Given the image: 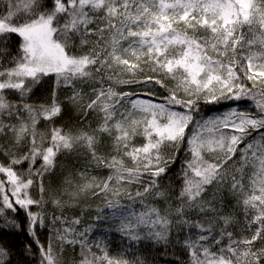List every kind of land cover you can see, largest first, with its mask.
<instances>
[{
  "label": "snow or ice",
  "instance_id": "6c2138e0",
  "mask_svg": "<svg viewBox=\"0 0 264 264\" xmlns=\"http://www.w3.org/2000/svg\"><path fill=\"white\" fill-rule=\"evenodd\" d=\"M45 78L96 126H51L63 110L55 88L31 100ZM227 101L236 106L202 115ZM73 151L81 169L46 188ZM181 154L178 190L162 186ZM90 200L102 204L94 218ZM0 218L30 237L39 264H148L132 251L140 244H174L185 264H264V0H5ZM97 223L127 249L90 239ZM0 264H12L3 245Z\"/></svg>",
  "mask_w": 264,
  "mask_h": 264
},
{
  "label": "trees",
  "instance_id": "16d2710c",
  "mask_svg": "<svg viewBox=\"0 0 264 264\" xmlns=\"http://www.w3.org/2000/svg\"><path fill=\"white\" fill-rule=\"evenodd\" d=\"M5 6V0H0V10H3ZM55 88L56 96L58 101L62 104L63 110L60 116L56 117L52 122L51 126H65L66 129H79L86 127H95L97 123V119L94 114L89 115L87 118L83 117L80 114V110L74 107L72 104L68 102V97L71 95V89L61 86L59 88L55 87L54 78L48 79L45 78V82L42 87L35 88L34 94L31 97L33 102L42 103L49 99L52 90ZM83 91L87 92L89 89L86 86H82ZM132 90V89H125ZM153 90L158 94L162 93L163 90L159 88V86H154ZM135 91L141 94V98H143V89L140 87H136ZM224 103V107L220 105H202V115L211 116L217 114V109L219 111L226 110L228 105L232 107L236 106V102L227 101ZM242 107H249L248 104L241 102ZM41 130H43V122ZM184 156L181 154L177 160V163L172 165L170 170L161 178L162 186L166 188H171L173 190H178L180 186V171L181 165L183 163ZM85 163L82 152L73 151L70 153H62L57 158V167L50 173H47L44 176V184L46 188H57L63 185V181L69 175V173L78 172L81 169V166ZM97 174V173H94ZM100 175L106 174V171L101 170L99 172ZM91 208L93 210V218L95 214V209L97 207H102L100 201H89ZM46 211L48 218L50 219L54 209L49 204L46 206ZM80 209H73L65 213V215H79ZM107 212V210H105ZM59 215V212H56ZM88 217L85 216V220ZM18 221H23L26 225L27 221L24 217L23 212H21L17 216ZM86 226V225H85ZM51 230V226L49 225L47 228L40 229V238L42 242L47 241L49 237V233ZM30 237H27L25 232L17 231L15 229H10L4 226L3 219L0 218V245L6 246L10 253L12 264H31L32 260L35 259L36 264H39V256H33L25 253L24 245ZM90 239L94 240H103L107 243L108 247L112 251L118 250V248L127 249L128 241L124 238L120 233L115 231V226L109 223H97L93 228V232L90 234ZM79 246H76V252L78 253ZM132 251H135L137 255H139L142 259H146L148 264H185L186 257L182 255L178 248L173 244L169 245L165 248L163 245H157L145 250V245H135L133 246ZM65 252L67 253V259L71 262L74 253L70 246L65 247ZM131 258V257H130Z\"/></svg>",
  "mask_w": 264,
  "mask_h": 264
},
{
  "label": "rangeland",
  "instance_id": "374dc122",
  "mask_svg": "<svg viewBox=\"0 0 264 264\" xmlns=\"http://www.w3.org/2000/svg\"><path fill=\"white\" fill-rule=\"evenodd\" d=\"M215 115H217V114H215ZM211 116H214V115H211ZM107 212H108V210H107ZM107 212H106V213H107Z\"/></svg>",
  "mask_w": 264,
  "mask_h": 264
}]
</instances>
